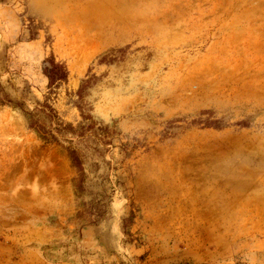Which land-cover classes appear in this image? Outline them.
Returning a JSON list of instances; mask_svg holds the SVG:
<instances>
[{
	"label": "rangeland",
	"instance_id": "1",
	"mask_svg": "<svg viewBox=\"0 0 264 264\" xmlns=\"http://www.w3.org/2000/svg\"><path fill=\"white\" fill-rule=\"evenodd\" d=\"M0 264H264V0H0Z\"/></svg>",
	"mask_w": 264,
	"mask_h": 264
}]
</instances>
